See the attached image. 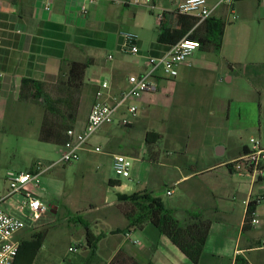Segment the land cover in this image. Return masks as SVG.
<instances>
[{
    "label": "crops",
    "instance_id": "1",
    "mask_svg": "<svg viewBox=\"0 0 264 264\" xmlns=\"http://www.w3.org/2000/svg\"><path fill=\"white\" fill-rule=\"evenodd\" d=\"M185 1L97 0L88 5L84 12L79 0H0V122L5 121L9 114L18 116L22 111L23 103L19 96L24 79L53 86L62 73L69 72L70 63L92 60L93 65L85 74L82 93L87 100L90 99V108L87 112H81L75 128L77 131L83 130L101 82H110L112 93L120 94L128 87L131 75L144 73L149 58H162L168 54L171 47L158 42L161 30L159 19L169 13V25L175 27L179 16L177 8ZM208 1L215 8L221 0ZM47 2L52 3L51 11L45 8ZM244 3L248 6L242 8ZM251 11L264 24V0L238 1L232 7L217 8L212 16L223 19L226 24H233L228 18L231 15L234 22L239 23L237 26H242L250 20ZM178 18V24L182 26L189 21L185 17ZM125 32L139 36V55L122 52ZM198 51L204 52L202 47ZM198 51L180 65L176 78L162 73L157 81L158 92L145 95L136 102L140 114L132 126L122 127L117 120L103 127L99 134L107 143L112 167L115 155H143L148 156L149 164L159 166L162 171L170 170L169 181L182 187L181 198L174 204H163L180 221L188 222L190 214L211 220L199 264H236L238 257L250 264H264V249L261 247L264 244V170L259 180L255 181L242 178L229 167L231 161L252 148V139L258 140L264 147V59L250 64V69L244 67L242 72L251 93L255 94L251 107L246 110L247 116L243 118L244 113L239 109L234 119L229 107L227 121L231 124L232 132L211 142L201 141L192 149L188 142L189 134L200 129L203 114H215L211 110L214 95L209 91V86L218 80L217 72L205 65L207 55L203 54L198 59ZM223 53L224 39L218 55ZM226 64L228 67L230 64L238 65L237 61L230 59ZM225 74L228 82L234 81L230 71ZM237 117L238 124H241L239 127L234 123ZM137 130L145 131L144 141H139L136 136L131 139L127 137ZM171 130L189 132V139L185 143L177 140L168 142L167 149H163L165 134ZM244 130L252 133L249 144L242 134ZM148 134L151 135V143L147 142ZM234 136L242 142L226 158L228 142ZM172 149L174 153L170 152ZM94 150L88 147L82 154ZM109 184L119 189L120 196L129 197L148 191L155 198L161 197L155 191L158 186L154 182L147 181L146 187L140 189L115 179H110ZM169 192L173 195V191ZM4 195L1 192L0 198ZM257 200L255 218L258 223L252 224L244 233L249 204ZM117 201L107 205L112 207ZM3 208L9 209V205L5 204ZM127 226L128 222L123 219L119 226L107 233L102 232L105 236L99 243V249L104 242L109 255L108 263L118 250L124 248L140 264H193L152 224L143 231L126 230ZM117 230L126 231L115 235ZM117 243L119 246L116 249L114 246Z\"/></svg>",
    "mask_w": 264,
    "mask_h": 264
},
{
    "label": "rangeland",
    "instance_id": "2",
    "mask_svg": "<svg viewBox=\"0 0 264 264\" xmlns=\"http://www.w3.org/2000/svg\"><path fill=\"white\" fill-rule=\"evenodd\" d=\"M246 6H248L246 3L242 4V8ZM250 13V20L242 26H237L239 23L234 22L231 15L227 14L233 24H226L222 55L213 52L211 45H208L207 51H198V59L203 54L207 55L206 67L217 72L218 80L209 86V91L214 95L211 110L215 111V114H203L204 121L200 129L190 134L173 130L166 133L163 149H167L168 142L175 140L185 143L186 139H189L188 134L191 135L188 142L192 149L196 148V144L201 141L211 142L214 139H221L222 135L232 132L231 124L227 121L229 107L234 119L239 109L244 113L243 118L247 116L246 110L251 107L255 94L251 93L248 80L243 77L242 72L244 67L248 66L250 69V64L264 59V24L260 23L254 11ZM228 59L237 61L238 65H234L231 69L226 64ZM227 71H230L233 76V82H228V76L225 74ZM47 91L54 99L64 96L57 87H48ZM60 108H62L61 105ZM89 108L90 99L87 100L86 96L81 94L78 122L81 112L83 110L87 112ZM64 110L67 115L68 111ZM44 121L53 124L67 123L66 118L55 117L34 103H24L18 116L9 114L5 121L0 122V193H7L8 172H30L39 163L45 168L55 164L42 177L40 189L30 187L43 204L49 207V212L35 229L26 230L24 234H21V239L28 240L34 234H45L44 245L33 264L108 263L109 255L106 253L104 242L97 251V257H92L94 255L87 246L85 225H90L96 235H101L102 232L107 233L115 226H119L123 219L127 221L121 211L122 203L117 201L120 191L109 184L110 179L127 182L135 189L146 187L147 181L154 182L158 186L155 191L160 193L163 203L174 204L180 200L182 187L175 186L169 181L170 170L162 171L159 166L149 164L148 156H127L130 160V180L116 175L111 158L107 154V143L99 134L100 132L90 139L89 148L94 150L96 147H101L102 153H84L78 162L61 163V148L55 144L40 141ZM238 122L237 117L236 122L234 121L237 127L241 125ZM233 133V135L236 134L234 131ZM242 134L249 144L252 133L244 130ZM135 136L139 141H144L145 131L137 130L127 135L129 139ZM241 142L236 136L229 140L226 158L231 152L236 151ZM170 152L174 153V150ZM154 170H156L155 174ZM169 191H173V195H167ZM112 201L117 203L109 207L107 204ZM118 246L119 243L114 248L117 249ZM71 248L74 251H70Z\"/></svg>",
    "mask_w": 264,
    "mask_h": 264
},
{
    "label": "built area",
    "instance_id": "3",
    "mask_svg": "<svg viewBox=\"0 0 264 264\" xmlns=\"http://www.w3.org/2000/svg\"><path fill=\"white\" fill-rule=\"evenodd\" d=\"M85 12L88 5L97 0H79ZM242 0H221L213 8L208 0H186L179 4L177 14L197 20L201 25L210 18L214 11L223 6H234ZM52 3L47 2L45 8L51 11ZM162 16L159 19L161 23ZM124 43L122 52L130 55H139V36L135 33H123ZM1 44V41H0ZM201 43L198 40L185 37L177 45L173 46L168 54L162 58L151 57L148 60L144 73L131 75L128 78V87L120 94L112 93L110 82L103 81L98 85L95 102L85 128L81 131L72 129L68 131V140L61 147V163L72 164L81 159L82 153L89 147L90 139L107 126L116 123L122 127H130L139 117L137 101L148 94L157 93L159 88L157 81L161 74L176 78L179 75V67L199 49ZM111 58V57H110ZM122 116L118 118L119 115ZM252 148L239 158L231 161V169L242 178L259 180L264 170V147L258 140H251ZM94 152L102 153L101 147H96ZM55 164L45 168L37 164L30 172H8L6 183L7 193L0 198V264H15L23 238L21 234L26 230L37 227L42 218L49 212V207L43 204L41 199L32 192L30 187L40 189L42 177L54 167ZM130 160L125 155H115L113 169L116 175L124 179L131 176L129 172ZM168 195H172L169 192ZM20 197L21 199H16ZM23 198V199H22ZM5 204L9 209L3 208ZM257 219L252 224H257ZM137 243V242H136ZM264 249V244L261 245ZM74 251V249H70Z\"/></svg>",
    "mask_w": 264,
    "mask_h": 264
},
{
    "label": "trees",
    "instance_id": "4",
    "mask_svg": "<svg viewBox=\"0 0 264 264\" xmlns=\"http://www.w3.org/2000/svg\"><path fill=\"white\" fill-rule=\"evenodd\" d=\"M169 13L162 16L161 30L158 42L169 47L177 45L185 37L198 40L202 49L207 51L211 45V50L220 54L223 47L226 23L223 19L213 16L208 18L204 23L195 28L197 20L189 19L182 26L177 24L175 27L169 25ZM192 31V32H191ZM209 45V46H208ZM93 65L92 60L85 62L73 61L70 63V69L67 74L62 73L59 81L53 85H47L31 79H24L21 84L20 102L25 104H38L48 113L55 117L66 118V124H53L44 121L40 141L44 143L55 144L60 148L68 140V131L75 129L78 123L77 115L80 106V95L83 93L85 85V74L87 69ZM233 69V65H229ZM48 87H57L59 92L64 96L54 99L48 93ZM60 105L62 108H60ZM68 114H65V110ZM160 137L158 134H153ZM148 134L147 142L151 143ZM231 168V166L229 165ZM114 186V185H112ZM118 201L122 203L121 211L128 221L126 230L136 229L143 231L149 224L155 226L160 233L167 237L193 264H199L203 255L207 239L211 228V220L205 219L202 215L190 214L188 222L180 221L175 214L168 210L159 198H155L151 192L144 191L135 193L129 197L118 196ZM258 200L251 202L248 207L244 233L251 228L255 218ZM125 230V231H126ZM87 246L95 257L99 249V243L105 234L96 235L90 228L85 225ZM124 231V232H125ZM123 230H117L114 234H122ZM45 234H34L30 240L24 239L21 243L19 254L15 264H33L44 245ZM97 257V256H96ZM100 261V260H99ZM107 264H140L124 248L118 250L116 255ZM236 264H250L246 259L238 257Z\"/></svg>",
    "mask_w": 264,
    "mask_h": 264
}]
</instances>
